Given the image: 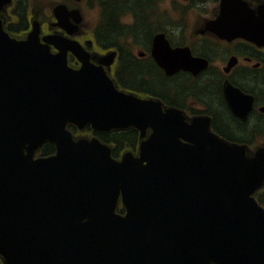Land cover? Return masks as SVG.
<instances>
[{"label":"water","instance_id":"obj_1","mask_svg":"<svg viewBox=\"0 0 264 264\" xmlns=\"http://www.w3.org/2000/svg\"><path fill=\"white\" fill-rule=\"evenodd\" d=\"M235 24L215 22L210 29L249 38ZM38 34L35 28L33 35ZM33 35V42L5 44L0 23V256L5 264H208L223 257L238 262L244 248L233 245V236L241 232H249L253 241L245 263L264 264V210L250 198L264 182L263 153L248 159L243 146L213 135L208 120L181 133V113L119 92L104 68L74 44L57 41L60 52L50 55ZM69 51L82 62L79 70L69 67ZM205 67L202 61L192 70ZM225 94L245 119L253 97L232 86ZM67 123L103 131L134 126L144 138L140 155L127 153L117 162L97 139L75 143ZM148 128L154 132L146 138ZM48 138L59 144L58 155L34 160ZM120 193L126 217L111 203ZM185 193L192 195L187 202L181 199Z\"/></svg>","mask_w":264,"mask_h":264},{"label":"flooded vegetation","instance_id":"obj_2","mask_svg":"<svg viewBox=\"0 0 264 264\" xmlns=\"http://www.w3.org/2000/svg\"><path fill=\"white\" fill-rule=\"evenodd\" d=\"M157 1L158 0H155L154 6L157 3ZM245 1L249 4L250 8H252L255 12L258 11V8L260 6L264 5V0H245ZM179 2H180L179 0H174L173 3L169 5V8H173L174 10H176V6ZM62 3H65L70 10L82 8L74 0H64ZM96 3H97L96 0H89L88 8L91 10H94L96 8ZM220 3H221V0H185V2L180 3L179 5H180V8H182L185 11L193 7L195 9H198L201 13H206L205 15L206 17L215 18L217 17L219 13ZM27 5L28 6H26V18H25V22L22 25V28H25V29H28L29 27V23H30L29 16L32 11V9L30 8V4L28 3ZM42 11L33 10L32 13L35 14L36 17L41 18L42 20L41 24H42L43 30L46 31V30L53 29L54 31H56L57 28L54 27L53 25L55 21H54L53 15L50 14L51 12L48 13L47 15L49 16H47V15H44V10ZM148 22L146 24L148 28L149 27L151 28V26L155 25L156 29L153 32L156 34L161 33V32L166 33L168 38L174 44L178 43L181 45L183 44L185 45L189 42H192L194 44L192 45V47L195 46V48L197 49V52L194 49H192L194 50L193 52H195V55L197 54L198 56L205 57L210 61L211 66L207 72L210 71L209 77L212 83H215L219 86L222 99L224 101V106L227 108L229 112L230 110L228 108V105L225 101V97L223 94V84L226 81V79L228 78L234 84V83H237L236 78H239V76L245 73H248V72H253L256 70L264 69V49L257 48L256 45H251L243 41L239 42L240 44L239 46H234V47H228V46H224V45L217 44V43H209L206 39H203V38H206V36H199V33H200L199 30H196L194 32L195 36L193 37H195L196 39H190L191 38L190 31L192 29V26L188 27V31L186 34L181 33L180 30L171 31L173 34H182V37L178 38L173 35H170V31L168 29L160 30V27H161L159 25L160 21L158 18H156V16L151 15V17L148 19ZM78 35L79 36L77 37V39H79L81 43L85 45L87 44L89 48H91L93 51H96L100 54L109 52V51H115V50L118 52L117 58L119 60V65H118V61L116 58V62L112 66L111 75L115 77V79L117 80L118 84L120 85L122 89L134 92L140 96L147 95V96H152V97H159L163 99L164 101L168 102V104H171L184 111H187V113L189 114H192V113L198 114V113L205 112V113L210 114L213 117H214V114H217L216 112H214V109L212 108V106L209 103H207L205 100H203L200 94L196 91H195V95H190L189 92H186L183 95H178L176 92L175 93L172 92L170 94L165 93V95H163L160 92L157 93L155 91L149 90L148 88L138 87L132 83V79L127 75V71H126L128 68L126 67L128 60L133 59L138 64L143 63L148 67L157 69L158 72L161 71L150 53L152 41L148 45L147 41L140 39L141 44L144 49H138L137 51L138 55H137L135 54V52H133L130 48L126 46H123L121 48L120 42H117L116 44L108 43V44L102 45V41L100 37H99V44L103 46L104 51L101 50L103 48L99 49L96 45V37L94 34V30L92 31L90 29V25L86 24L85 22L83 23L81 27V31L79 32ZM171 36H173L176 42L172 40ZM222 51L227 52L226 55H224ZM232 55L238 56L239 58L238 67H236V69H233L231 71V74L224 76L225 75L224 65L228 62V59ZM216 65L220 66V68L216 67ZM162 73H163V76L168 79H175V78L177 79L178 77L183 78L181 76L183 74H180V73L172 77L166 76L163 71ZM204 75L205 74L203 73L197 76L195 80L193 81V84L195 85L197 83H203V81H205ZM248 90L250 91V93L255 95L256 107H255L254 112L259 115L260 114L264 115V113L260 111V107H261L260 103L264 102V96L261 95L260 92H257L256 90H250V89ZM251 121L252 119H250L247 122L251 123Z\"/></svg>","mask_w":264,"mask_h":264},{"label":"trees","instance_id":"obj_3","mask_svg":"<svg viewBox=\"0 0 264 264\" xmlns=\"http://www.w3.org/2000/svg\"><path fill=\"white\" fill-rule=\"evenodd\" d=\"M16 15L18 23L23 24L26 18V2L25 0H17ZM103 7H105V20L103 26L100 28L98 36L101 38L102 45L112 43L116 44L118 39L125 34L132 33L137 39L149 42L146 39L150 27L146 25L148 19L151 17L153 7H149V0H101ZM109 4V5H107ZM135 5V6H134ZM119 11L116 12L113 10ZM123 8L131 9L137 19V25L132 28H127L119 23V16ZM124 9V10H125ZM126 11V10H125ZM154 16V15H153ZM149 24V22H148ZM131 59V58H130ZM127 75L132 79V83L138 87L148 88L151 91L161 93L163 95L170 93H177L183 95L189 92L190 95H195L198 92L203 100L209 103L214 112L215 127L218 131L230 140L237 142H249L257 136L259 132H264V115L254 118L250 122H241L235 118L224 106L221 91L219 86L212 83L209 74L210 71L204 75L205 81L203 83L193 84L191 78H175L168 79L163 76L157 69L148 67L143 63H136L131 59L127 61ZM216 80V79H214ZM238 84L244 86L247 90H256L264 96V69L245 73L239 76ZM198 97V95H197ZM104 142L114 146L115 154H120L126 147L136 150L137 133L135 130L130 132L112 134L96 133ZM129 144L128 146H126ZM260 202L264 205V192L259 195ZM0 264H4L0 258Z\"/></svg>","mask_w":264,"mask_h":264},{"label":"rangeland","instance_id":"obj_4","mask_svg":"<svg viewBox=\"0 0 264 264\" xmlns=\"http://www.w3.org/2000/svg\"><path fill=\"white\" fill-rule=\"evenodd\" d=\"M174 0H165L161 3V11L168 17L169 11L168 9L171 11V15L173 17V19H178L180 16L178 14V12L176 10H174L173 8H169V5L171 3H173ZM180 2H183L184 0H179ZM155 0H149L148 5H150L149 7H153ZM33 4L38 7H42L43 5H47V1L46 0H33ZM109 5V4H107ZM135 6V5H134ZM105 8V7H104ZM106 12V10H105ZM113 12H116L115 15L117 14V12H119L118 10L116 11L115 8L113 10ZM92 17L93 19H95V21H97L98 18V14H99V9H95L92 13ZM169 19V18H168ZM170 22H172L175 25L177 24L178 21H174V20H169ZM156 29L155 25L151 26V28L149 29V32L147 34L146 39H149L153 33V31Z\"/></svg>","mask_w":264,"mask_h":264}]
</instances>
